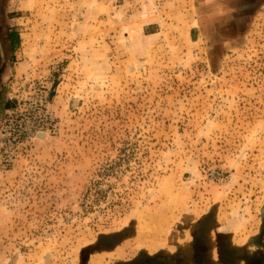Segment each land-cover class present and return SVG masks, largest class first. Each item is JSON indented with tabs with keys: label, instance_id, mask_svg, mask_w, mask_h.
<instances>
[{
	"label": "rangeland",
	"instance_id": "374dc122",
	"mask_svg": "<svg viewBox=\"0 0 264 264\" xmlns=\"http://www.w3.org/2000/svg\"><path fill=\"white\" fill-rule=\"evenodd\" d=\"M10 40L0 264H264V0H0Z\"/></svg>",
	"mask_w": 264,
	"mask_h": 264
},
{
	"label": "crops",
	"instance_id": "0c3cea01",
	"mask_svg": "<svg viewBox=\"0 0 264 264\" xmlns=\"http://www.w3.org/2000/svg\"><path fill=\"white\" fill-rule=\"evenodd\" d=\"M10 44H11V52L8 51L7 58H5L4 53L2 54V52H0V60H2V65L7 62L5 60H10V57L12 56L13 49L16 47L14 40H10ZM3 68H4V65L1 66V68H0V78H1V73L3 72Z\"/></svg>",
	"mask_w": 264,
	"mask_h": 264
}]
</instances>
